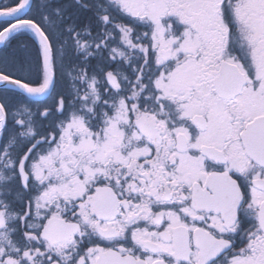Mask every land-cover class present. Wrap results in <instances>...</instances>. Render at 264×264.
I'll list each match as a JSON object with an SVG mask.
<instances>
[{"label": "snow or ice", "instance_id": "1", "mask_svg": "<svg viewBox=\"0 0 264 264\" xmlns=\"http://www.w3.org/2000/svg\"><path fill=\"white\" fill-rule=\"evenodd\" d=\"M0 45V264H264V0H0Z\"/></svg>", "mask_w": 264, "mask_h": 264}, {"label": "flooded vegetation", "instance_id": "2", "mask_svg": "<svg viewBox=\"0 0 264 264\" xmlns=\"http://www.w3.org/2000/svg\"><path fill=\"white\" fill-rule=\"evenodd\" d=\"M4 47V46H3ZM3 47H1L0 49H3Z\"/></svg>", "mask_w": 264, "mask_h": 264}, {"label": "trees", "instance_id": "3", "mask_svg": "<svg viewBox=\"0 0 264 264\" xmlns=\"http://www.w3.org/2000/svg\"><path fill=\"white\" fill-rule=\"evenodd\" d=\"M15 43V42H14Z\"/></svg>", "mask_w": 264, "mask_h": 264}, {"label": "water", "instance_id": "4", "mask_svg": "<svg viewBox=\"0 0 264 264\" xmlns=\"http://www.w3.org/2000/svg\"><path fill=\"white\" fill-rule=\"evenodd\" d=\"M1 46V45H0Z\"/></svg>", "mask_w": 264, "mask_h": 264}]
</instances>
